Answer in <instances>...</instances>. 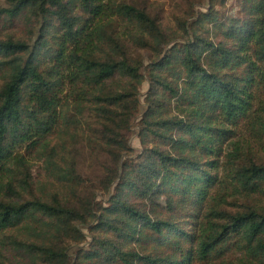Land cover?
Masks as SVG:
<instances>
[{"label": "trees", "instance_id": "trees-1", "mask_svg": "<svg viewBox=\"0 0 264 264\" xmlns=\"http://www.w3.org/2000/svg\"><path fill=\"white\" fill-rule=\"evenodd\" d=\"M147 1L0 6V264H264L240 135L264 137V0H188L176 29ZM77 115L94 178L60 141ZM32 154L68 195L34 194Z\"/></svg>", "mask_w": 264, "mask_h": 264}, {"label": "rangeland", "instance_id": "rangeland-1", "mask_svg": "<svg viewBox=\"0 0 264 264\" xmlns=\"http://www.w3.org/2000/svg\"><path fill=\"white\" fill-rule=\"evenodd\" d=\"M188 0H148L150 8H153L155 11L159 10L160 16L162 19V23L167 28L176 29V23L174 20V13L183 14L184 9L187 6ZM204 0H194L193 7L204 9ZM235 0H228L226 2L225 8L231 9ZM4 5V0H0V6ZM177 14V15H179ZM147 90V83L144 82L140 88L142 92L141 100H143V93ZM143 110V105L140 107V111ZM77 119L79 123L76 127V130H71L69 133L63 135L60 141H63L64 144L68 146V150L70 151L73 160H75L78 165L81 167V171L83 172L84 176H90L91 178L95 177L96 169L92 164V159L89 156V147L86 142V138L91 134V129L88 127V123L82 121L81 117ZM92 118L86 117V121L91 124ZM74 129V128H73ZM242 140L244 142L250 144V149L261 158H264V137H261L259 140L255 139L247 130L241 129ZM129 143L133 151L136 153L138 152L142 145L140 144L139 137L137 136V130L134 125H131V130L129 131ZM29 162L32 163V170H33V181L34 185L32 186V190L34 194L40 195L43 198H48L49 195L56 191L60 195L66 196L68 195L67 187H62L58 183L54 182L53 180L49 179L45 174L43 169V161L40 157L36 154H32L29 156ZM95 182V180H92ZM96 200H101L103 197V191L97 190ZM82 230L84 226H81ZM73 247L70 249V252L73 251Z\"/></svg>", "mask_w": 264, "mask_h": 264}]
</instances>
